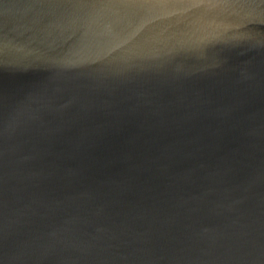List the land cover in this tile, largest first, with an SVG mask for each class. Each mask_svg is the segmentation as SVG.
<instances>
[{
	"label": "water",
	"instance_id": "1",
	"mask_svg": "<svg viewBox=\"0 0 264 264\" xmlns=\"http://www.w3.org/2000/svg\"><path fill=\"white\" fill-rule=\"evenodd\" d=\"M0 264H264V0H0Z\"/></svg>",
	"mask_w": 264,
	"mask_h": 264
}]
</instances>
